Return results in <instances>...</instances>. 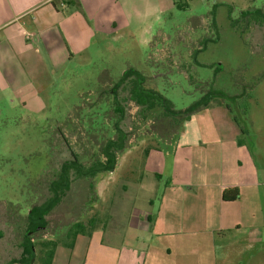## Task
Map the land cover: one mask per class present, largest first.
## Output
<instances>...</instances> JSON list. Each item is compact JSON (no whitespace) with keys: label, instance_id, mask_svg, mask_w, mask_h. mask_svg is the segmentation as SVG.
I'll return each mask as SVG.
<instances>
[{"label":"crops","instance_id":"crops-1","mask_svg":"<svg viewBox=\"0 0 264 264\" xmlns=\"http://www.w3.org/2000/svg\"><path fill=\"white\" fill-rule=\"evenodd\" d=\"M180 1L0 0V103L41 113L52 72L83 55L94 38L133 27L152 32L165 7H191L198 0ZM200 1L209 9L197 18L208 20L211 9L237 3ZM252 15L249 8L241 11L243 19ZM261 77L244 83L255 87L249 97L254 104L242 101L244 92H220L227 102L214 99L193 114L170 152L151 148L142 169L131 171L140 175L141 189L155 192V209L138 210L124 225H107V240L103 227L95 228L94 239L78 236L72 252L58 249L52 264H88L92 251L93 264H264V96H256ZM228 101L237 110L240 104L248 108L245 128ZM224 193L238 197L226 200Z\"/></svg>","mask_w":264,"mask_h":264},{"label":"rangeland","instance_id":"rangeland-1","mask_svg":"<svg viewBox=\"0 0 264 264\" xmlns=\"http://www.w3.org/2000/svg\"><path fill=\"white\" fill-rule=\"evenodd\" d=\"M235 2L236 5L218 8V33L211 29L213 21L203 16L197 18L209 9L207 3L198 0L191 7L169 10L165 7L160 20L151 23L156 28L152 32L148 28L133 31V27L109 38L97 36L83 55L62 70L52 72L49 85L42 92L46 109L41 113L25 112L19 106L8 109L0 103V264L22 257L28 211L51 196L49 186L63 165L77 155L83 165L89 166L111 138V124H102L107 102L95 103L102 85L105 87L102 94H107L114 87L111 83H117L128 70H133L146 77V88L160 92L177 111L198 102L203 90L210 89L209 82L217 100L227 101L220 92L231 95L244 92L242 101L253 103L249 97H254L255 87L245 88L244 83L264 75V21L255 13L264 11V0ZM185 3L182 1L181 5ZM248 8L253 15L243 19L241 11ZM216 36L217 42H208L206 49L192 58L199 41L215 40ZM259 87L256 96H264V79ZM228 102L235 110L234 103ZM92 103L95 105L91 106ZM136 111L135 104H127L128 126L123 128L132 131L131 135L137 134V130H131ZM152 114L156 118L161 110ZM155 124L148 125L147 131L138 132L137 143L119 156L114 171L99 174L94 180L72 181L66 197L46 217V228L33 236L36 256L31 264H43V242L56 241V252L59 249L60 253H71L75 243L70 247L67 233L77 222L88 225L93 219V228L103 227L107 240L108 226H121L138 210L150 212L156 208L155 192L141 189L137 183L140 175L130 176L131 171L142 169L149 148L170 152L184 126L173 129L167 119L155 120ZM163 125L164 132H170L168 138L161 128ZM160 128L164 135H154ZM74 131L85 134L77 136ZM109 131V135H104ZM84 139L94 147L99 146L98 151L87 150ZM144 182L150 185L149 179ZM94 231L88 235L90 238L97 237ZM80 253L74 254V258H79ZM90 254L88 264H93Z\"/></svg>","mask_w":264,"mask_h":264},{"label":"trees","instance_id":"trees-1","mask_svg":"<svg viewBox=\"0 0 264 264\" xmlns=\"http://www.w3.org/2000/svg\"><path fill=\"white\" fill-rule=\"evenodd\" d=\"M217 9L218 7L211 9L209 21H213L211 29H213L215 32L217 31L218 33L219 29L216 20ZM256 14L260 15V18L264 21V15L262 13ZM263 21L260 20V22ZM232 26L233 28L236 27L235 21H232ZM218 39L219 38L216 36L215 40L205 38V40L201 42L199 41L198 48H195L191 54L192 58H196L197 54L203 52L206 49L208 42H217ZM145 79L146 77L141 75L139 72L128 70L121 77V79L113 85V89L110 90V92H107V94H102V88L105 87L103 85L101 86V89L99 90V92H97L98 100L95 103H97L98 101L103 103L104 101L107 102V110L104 111L102 115V124H111L113 128L111 138L106 140L104 146L101 147V154L98 153V155L94 156L89 166L83 165L77 155H74V160L66 162L63 165L61 170L57 173L56 179L53 180L49 186L51 196L43 204L34 206L26 216L27 232L25 233L23 242L21 243V247L24 250L22 257L20 259H13L8 264H31L30 262L34 261L36 254L33 236L38 233L40 229L46 228L44 226L47 222L46 217L49 216L51 212L66 197L67 193L71 190L72 181L94 180L99 174L114 171L115 167L118 164L119 156L127 148L137 143L138 132H141V130L147 131L148 125H152L153 123V126H155V120L158 121L161 119H167V121H169L170 124L173 125V129H182L185 122L188 121L193 114L208 107L217 96L214 92V89H212L213 86H211V83L209 82L207 86H209L210 89L203 90L202 96L198 102H196L186 110L177 111L174 109L171 101L166 99L160 92L154 89L146 88ZM99 94L102 95H100L99 97ZM224 98H226V96ZM95 103H92L91 106L95 105ZM128 103L135 104L136 110H138V112L136 111L137 113L135 115V121H133L134 126L131 125V130H137L136 135H131L132 131L130 133L125 131L123 128L124 126H128L127 122H125L126 108ZM157 109L161 110V114L155 118V114H152V112ZM237 111V122L240 124V126L242 125V127L245 128L246 124L248 123V108L240 104ZM142 123L145 125L144 127L142 126ZM161 128L163 130L165 126L163 125V127ZM161 128L159 129L160 132H157L154 135H164L165 132L163 130L164 133H161ZM74 132H78L77 136H82L85 134L82 131ZM169 133L170 132L165 133L167 138L169 136ZM109 134L110 131L104 133V135ZM63 138L66 142V136L63 135ZM82 141L84 142L87 150L90 149L91 151H98L99 146L94 147L93 143L87 141L86 139ZM150 149L151 148L146 151V155H148ZM237 197V193H235L232 197H227V193H224V198L226 200H235ZM93 223L94 220L91 219L88 224L92 227L91 229H88V225L83 222H77L72 226V228L69 229L67 237L71 242L70 247H73L78 236L90 235V232L92 230H95V228H93ZM57 247L58 242L56 241H47L41 243L43 264H52Z\"/></svg>","mask_w":264,"mask_h":264},{"label":"flooded vegetation","instance_id":"flooded-vegetation-1","mask_svg":"<svg viewBox=\"0 0 264 264\" xmlns=\"http://www.w3.org/2000/svg\"><path fill=\"white\" fill-rule=\"evenodd\" d=\"M76 133L78 134V132H76ZM29 212H30V211H28V214H29ZM28 214H27V215H28Z\"/></svg>","mask_w":264,"mask_h":264}]
</instances>
